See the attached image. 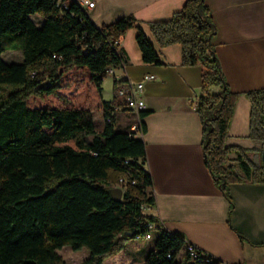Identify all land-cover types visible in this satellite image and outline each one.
<instances>
[{"label": "trees", "instance_id": "1", "mask_svg": "<svg viewBox=\"0 0 264 264\" xmlns=\"http://www.w3.org/2000/svg\"><path fill=\"white\" fill-rule=\"evenodd\" d=\"M58 2L0 0V264H68L59 254L65 246L89 252L82 264H103L148 233L155 243L145 264H203L190 259L182 235L145 213L143 206L156 204L145 141L116 130L114 106L103 99L107 69L124 65L117 43L127 31L137 29L145 64L164 66L160 53L134 16L99 27L77 0L67 8ZM146 24L160 48L178 44L182 65L201 68L202 95L194 109L204 161L231 213L232 184H264V88L243 94L229 88L206 0H186L168 20ZM8 48L19 50L23 61L7 64L2 55ZM213 86L218 94L210 93ZM125 91H132L129 82ZM241 95L250 103L252 149L227 143ZM94 111L104 113L101 134ZM146 115L140 112V119ZM117 187L121 201L111 195Z\"/></svg>", "mask_w": 264, "mask_h": 264}, {"label": "crops", "instance_id": "2", "mask_svg": "<svg viewBox=\"0 0 264 264\" xmlns=\"http://www.w3.org/2000/svg\"><path fill=\"white\" fill-rule=\"evenodd\" d=\"M93 1L94 8L86 12L95 25L100 27L134 16L165 64L156 66L142 61L137 29L132 28L117 43L124 66L112 68L102 83L104 101L115 104V81L133 86L147 75L154 76L145 83L143 92L142 112L147 115L140 123L145 124V133L133 131L138 116L131 111L117 112L114 123L116 130L133 133L135 138L145 141L156 198V204L147 207L145 213L158 218L165 230L182 235L187 244L221 264H264V184H232L230 213V203L215 185L204 161L202 124L194 109L196 99L202 95L201 68L182 65L178 44L160 48L146 24L168 20L182 9L186 0ZM206 4L216 25L213 44L229 88L241 94L264 88V0H206ZM38 21L39 25L43 23L42 19ZM209 91L218 94L220 89L213 86ZM249 115L250 103L241 95L227 140L229 145L254 147L247 138ZM93 120L96 134H101L106 126L104 113L94 111ZM250 157L259 159L253 152ZM235 158V154L230 155V160ZM238 233L244 236L245 243ZM137 250L145 254L143 248ZM125 251L103 264H145L146 258L137 262L136 254ZM183 254L185 251L178 259Z\"/></svg>", "mask_w": 264, "mask_h": 264}, {"label": "built area", "instance_id": "3", "mask_svg": "<svg viewBox=\"0 0 264 264\" xmlns=\"http://www.w3.org/2000/svg\"><path fill=\"white\" fill-rule=\"evenodd\" d=\"M83 1V8L86 9H93L95 6V2L93 0H82ZM70 3H63V0H59L58 6L62 8H67ZM124 66V65H123ZM112 68L107 69L106 74L111 73ZM154 79V76L147 75L143 78L141 82L133 83V91H125V82L119 84L116 89V100L117 103L113 104L114 112L113 115L116 116L117 112L120 111H131L138 116L137 124L133 126V131H141V119H140V112L145 109V102L143 99V92L145 88V83ZM142 132V131H141ZM144 211L147 209L146 206H143ZM154 226L150 224L148 226L149 229H152ZM146 240H150V233L146 236L142 237ZM195 248V253L204 254L203 251Z\"/></svg>", "mask_w": 264, "mask_h": 264}, {"label": "rangeland", "instance_id": "4", "mask_svg": "<svg viewBox=\"0 0 264 264\" xmlns=\"http://www.w3.org/2000/svg\"><path fill=\"white\" fill-rule=\"evenodd\" d=\"M33 18H34V20H35V22L37 24L39 23V21H38L39 19H43L42 17H40L38 15H35V17H33ZM9 36H10L9 34L4 36V42L6 44H7L6 40L8 39ZM2 58L7 64L21 63L23 61L22 53L19 50H14L12 48H8V51H6L2 55ZM106 94L109 96V94H110V90L109 89H107V93ZM154 243H155L154 239L146 240L145 238H140V239H136V240L130 241L126 245L125 253L126 254H136L137 255V259H139L137 262H139L140 260L143 259V257H144V259L147 257L149 251L154 247ZM137 248H139V249L143 248L145 254L144 253H137V251H138ZM59 254L62 256V258L68 264H82L83 261L85 260V258L88 257L89 252L86 249H83V250L78 251V252H74V251H72V249L70 247L65 246L63 249H61L59 251ZM110 258H112V257H110ZM110 258H108V259H110ZM108 259H106V260H108Z\"/></svg>", "mask_w": 264, "mask_h": 264}, {"label": "bare ground", "instance_id": "5", "mask_svg": "<svg viewBox=\"0 0 264 264\" xmlns=\"http://www.w3.org/2000/svg\"><path fill=\"white\" fill-rule=\"evenodd\" d=\"M72 0H63V3H71ZM80 5V7H83V1L82 0H79L77 1ZM131 89L133 91V86L131 85ZM150 239H152V236L150 235ZM187 252L190 256V259L193 261V262H199V263H211L213 262L214 260L208 256H205V255H202L201 253H195V248L193 245L191 244H187Z\"/></svg>", "mask_w": 264, "mask_h": 264}, {"label": "water", "instance_id": "6", "mask_svg": "<svg viewBox=\"0 0 264 264\" xmlns=\"http://www.w3.org/2000/svg\"><path fill=\"white\" fill-rule=\"evenodd\" d=\"M47 87H49V86L47 85L46 88ZM262 161L264 164V147H263V153H262ZM111 195L115 201H121L122 196H123V191L120 187H117V188H114L111 190Z\"/></svg>", "mask_w": 264, "mask_h": 264}]
</instances>
